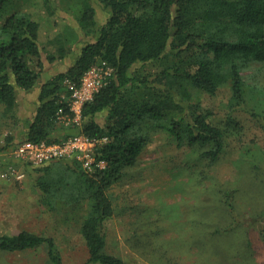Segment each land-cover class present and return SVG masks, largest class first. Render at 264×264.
I'll use <instances>...</instances> for the list:
<instances>
[{"label":"trees","instance_id":"16d2710c","mask_svg":"<svg viewBox=\"0 0 264 264\" xmlns=\"http://www.w3.org/2000/svg\"><path fill=\"white\" fill-rule=\"evenodd\" d=\"M10 1L0 0V14ZM95 5L103 24H97ZM57 7L54 0H32L24 12L0 20L3 118L16 116L19 93L38 89L21 142L51 145L75 134L106 138L94 150L102 168L86 171L69 157L25 170L34 177L40 203L79 216L85 264H129L106 252L105 223L116 214L113 188L161 134L176 147H199L211 163L217 160L225 132L201 110L197 94L215 95L228 83L231 102L242 104L241 73L264 63V0H74L62 31L45 36L41 9L58 17ZM75 44L80 48L72 63L57 70ZM101 62L113 74L83 104L78 123L61 122L60 117H73L66 82L78 85ZM3 144L0 156L18 142L7 134ZM42 245L51 264H63L51 237L26 230L0 236L2 252Z\"/></svg>","mask_w":264,"mask_h":264},{"label":"rangeland","instance_id":"374dc122","mask_svg":"<svg viewBox=\"0 0 264 264\" xmlns=\"http://www.w3.org/2000/svg\"><path fill=\"white\" fill-rule=\"evenodd\" d=\"M31 1H10L0 20L24 12ZM54 1L58 17L41 9L45 36L62 31V19L68 20L74 0ZM96 7L97 24H103L105 16ZM71 47L57 70L74 60L80 45ZM241 77L246 95L240 106L231 102L228 83L215 95L197 94L201 110L225 132L224 149L215 162L203 157L199 147H176L161 134L113 188L116 214L105 223L107 253L129 264H264V63L244 70ZM35 103L34 93H19L16 116L8 119L0 106V146L7 134L22 141L23 121ZM8 154H1L3 162L10 160ZM20 166L22 182L0 179V236L26 230L51 237L63 264H85L88 253L79 216L40 203L34 177L27 166ZM0 264L51 263L42 245L0 251Z\"/></svg>","mask_w":264,"mask_h":264},{"label":"built area","instance_id":"2783aa9c","mask_svg":"<svg viewBox=\"0 0 264 264\" xmlns=\"http://www.w3.org/2000/svg\"><path fill=\"white\" fill-rule=\"evenodd\" d=\"M113 74V68L106 62H101L91 67L81 78L80 83L75 85L66 82V90L69 92V109L73 114L71 119L60 117L61 122L78 123L82 106L92 99L93 95L106 83ZM106 142V138L90 139L82 134L69 136L55 144L20 142L10 151L9 162L0 169V179L9 182H22L25 173L21 164L30 167H39L54 159L74 157L81 167L91 171L94 167L102 168L104 163L96 161L94 150L96 146ZM17 162V163H15ZM19 164V165H18Z\"/></svg>","mask_w":264,"mask_h":264},{"label":"crops","instance_id":"0c3cea01","mask_svg":"<svg viewBox=\"0 0 264 264\" xmlns=\"http://www.w3.org/2000/svg\"><path fill=\"white\" fill-rule=\"evenodd\" d=\"M33 93L35 94V99H36V98H37V94H38V89H37V90H34ZM23 122H24V121H23ZM11 161L13 162V160H11V159H10L9 161L3 162V161H2V156H0V162H2L3 165H5V164H7V163H9V162H11ZM3 165H2V166H3Z\"/></svg>","mask_w":264,"mask_h":264}]
</instances>
